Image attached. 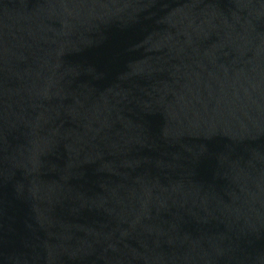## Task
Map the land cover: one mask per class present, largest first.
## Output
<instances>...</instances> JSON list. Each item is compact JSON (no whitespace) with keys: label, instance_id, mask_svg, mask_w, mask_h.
Returning a JSON list of instances; mask_svg holds the SVG:
<instances>
[{"label":"water","instance_id":"obj_1","mask_svg":"<svg viewBox=\"0 0 264 264\" xmlns=\"http://www.w3.org/2000/svg\"><path fill=\"white\" fill-rule=\"evenodd\" d=\"M0 264H264V0H0Z\"/></svg>","mask_w":264,"mask_h":264}]
</instances>
